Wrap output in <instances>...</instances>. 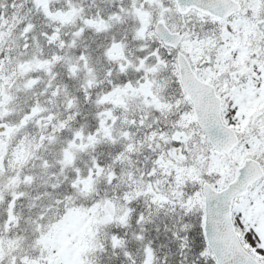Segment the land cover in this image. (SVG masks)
Listing matches in <instances>:
<instances>
[{
    "label": "snow or ice",
    "instance_id": "snow-or-ice-1",
    "mask_svg": "<svg viewBox=\"0 0 264 264\" xmlns=\"http://www.w3.org/2000/svg\"><path fill=\"white\" fill-rule=\"evenodd\" d=\"M0 264H264V0H0Z\"/></svg>",
    "mask_w": 264,
    "mask_h": 264
}]
</instances>
